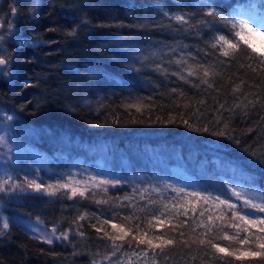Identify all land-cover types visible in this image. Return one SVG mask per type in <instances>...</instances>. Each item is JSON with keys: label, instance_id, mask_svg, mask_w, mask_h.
I'll return each instance as SVG.
<instances>
[{"label": "trees", "instance_id": "16d2710c", "mask_svg": "<svg viewBox=\"0 0 264 264\" xmlns=\"http://www.w3.org/2000/svg\"><path fill=\"white\" fill-rule=\"evenodd\" d=\"M242 2L264 10V0H0V55L10 60L0 68V122L13 117L5 122L11 138L28 149L17 155L20 164L8 163L12 175L0 172V180L12 177L0 192V264H110L105 256L111 264L117 257L120 264H261L193 243L205 238L196 225L212 216L207 238L240 247L218 230L236 231L230 212L216 219L223 205L172 190L233 203L229 186L264 190V57L243 42L223 55L212 45L231 34L206 15L209 3L231 14ZM178 14L188 23L171 18ZM253 41L264 50V38ZM25 177L45 186L71 180L87 191L69 199L67 189L8 190ZM12 213L69 239L44 243L11 222ZM114 224L128 233L116 241V257L104 235H123ZM143 233L175 243L163 251L137 246L133 236Z\"/></svg>", "mask_w": 264, "mask_h": 264}, {"label": "snow or ice", "instance_id": "6c2138e0", "mask_svg": "<svg viewBox=\"0 0 264 264\" xmlns=\"http://www.w3.org/2000/svg\"><path fill=\"white\" fill-rule=\"evenodd\" d=\"M208 11L206 15L209 17H213L218 19L221 23H223L227 28L229 33L231 34V39L226 37L225 35L217 36L216 43L212 45V47H216L217 44L220 45L222 49V53L225 56L230 55V53L236 52L241 48V42L246 46L245 51L251 49L252 53H255L259 57H264V50H259L253 41L254 36L264 38V12L257 13L252 10H246L242 7H238L232 10L231 14H225L224 12L218 11L217 8L211 7V4L208 5ZM36 9H29V13H35ZM11 12L13 16L17 15V8L12 7ZM165 15L169 14L165 12ZM174 18L177 22L182 24H187L188 20L186 19V14H178L174 15ZM49 31H55L54 29H49ZM68 35H75V30L69 32ZM5 40L4 35L0 34V48L3 47V41ZM10 60L0 55V66H7ZM179 63V61H178ZM261 63L264 64V60H261ZM189 76L194 75V72L189 70ZM209 75V70L204 69V76L207 77ZM183 79V77H181ZM207 83V81H204ZM26 87L30 85H25ZM235 91V89H234ZM239 106V105H238ZM23 107V106H22ZM223 107V106H222ZM8 120H12L13 117H7ZM187 125V121L184 122ZM194 131H201L200 128L193 129ZM207 132L208 129L205 127L202 129ZM213 135H224L223 132H215ZM6 138L3 135H0V145L6 144ZM261 162L264 163V158L261 159ZM12 177L9 176L6 180H0V192L5 191V185L8 184L9 180ZM101 184H111L113 181L104 180L100 181ZM31 189L34 192H46L48 195H55V191H51V189H67L71 192V196L75 197L77 195L83 197L85 192L87 191V187L85 186L83 190L78 187V182L73 183L71 180L69 182L61 183L57 182L55 185H43L41 183H37L35 179H28V177L24 178V182L21 183H13L11 187L8 189L9 191L19 190L21 192L25 191V189ZM106 190V189H105ZM172 190L177 194H184L185 196L194 197L199 200H203L208 202L209 200H215L219 202V205H223L224 208L221 209L220 216H217L216 219L223 220L225 218V212H230V227L236 229V231L229 235L228 232L224 231L221 227L218 229L223 232V239L228 241H236L237 244L240 245L239 248H235L233 250H229V247H222L219 243L213 242V239L207 238L208 234L213 231V217H208V223L205 224L204 221H200L196 227H204L205 233L202 235L205 238L196 239L193 238L192 242L197 243L199 245H207L211 249L215 250L216 254H226L227 256L235 257L237 260H241L243 258H259L261 264H264V190H257L253 188H244V187H233L230 189L231 197H235L236 201L239 203H233L231 198L221 199L219 195L213 196L211 193H205L199 189H193L192 191H186L185 187H173ZM167 208V205H164ZM175 207V206H173ZM186 214V213H185ZM161 216L164 215L163 212L160 213ZM177 215H179V211L177 210ZM203 215V213H201ZM78 219L83 220L84 216L78 217ZM153 219H157L158 223H163V221L159 220L158 217L153 216ZM105 224L109 223V221L105 220ZM114 229H118L123 235H110L107 232H104V235L107 236L111 241V256L116 257L117 253L121 250L122 245L117 244V240H123L124 236L128 235L127 232L124 231L118 225H112ZM255 227L256 231H252L251 229ZM9 224L7 219L3 220V229H8ZM195 228L192 229L195 232ZM32 231H36V229H32ZM97 231H101V229H97ZM57 229L55 227L52 228L51 234L37 236L36 239L42 240L44 243L52 244L53 236L55 239L60 240H68L69 235L68 232H61L59 235H56ZM244 232L242 238L240 237V233ZM4 235L3 230H0V236ZM83 235V233H80ZM181 237H183L184 233H180ZM134 240H137V246L140 244H147L150 249L159 248L163 251V248L167 245H173L175 243L174 239L168 238L165 239L163 236H154L152 238H147V233H143L139 237L133 236ZM185 246H189L187 241H181ZM138 255L137 253H134ZM105 259L110 260L109 256H105ZM222 259V258H221ZM95 264V261H94ZM116 264H120L119 257H117Z\"/></svg>", "mask_w": 264, "mask_h": 264}, {"label": "rangeland", "instance_id": "374dc122", "mask_svg": "<svg viewBox=\"0 0 264 264\" xmlns=\"http://www.w3.org/2000/svg\"><path fill=\"white\" fill-rule=\"evenodd\" d=\"M239 7H242L246 10H252L257 13L264 12V10H260L259 8L254 7V6L250 7L249 5L248 7H245L244 2H242ZM5 122H9V120L7 119V121ZM5 122H0V135L5 136L6 139H11V143L0 145V172L6 175H12V174H9L11 171L10 169L11 166L8 167V163L9 162L14 163L15 160L17 159V155L28 149H25L21 145V141L11 138L10 124L8 125V123H5ZM105 154L106 152H103L101 154V157L103 158ZM16 163L20 164V161L16 160ZM187 169H192V168L186 167V170ZM182 175L188 179L194 180L192 175L191 177L186 173H183ZM229 188H232V187L229 186ZM11 216H12L11 222L18 224L23 231L27 232L28 234L34 237L51 234V231L47 230V228L43 224H41L38 220L28 218L22 213H12ZM33 228L36 229V231H32Z\"/></svg>", "mask_w": 264, "mask_h": 264}, {"label": "water", "instance_id": "95a60500", "mask_svg": "<svg viewBox=\"0 0 264 264\" xmlns=\"http://www.w3.org/2000/svg\"><path fill=\"white\" fill-rule=\"evenodd\" d=\"M4 66H0V68H3Z\"/></svg>", "mask_w": 264, "mask_h": 264}]
</instances>
